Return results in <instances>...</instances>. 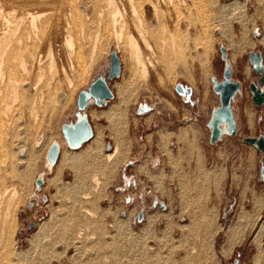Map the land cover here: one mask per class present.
I'll return each mask as SVG.
<instances>
[{"label":"rangeland","instance_id":"obj_1","mask_svg":"<svg viewBox=\"0 0 264 264\" xmlns=\"http://www.w3.org/2000/svg\"><path fill=\"white\" fill-rule=\"evenodd\" d=\"M151 1L156 3L157 15ZM75 4L74 12L79 9L81 12L86 3ZM141 9H145L143 24L150 27L147 32L154 48L153 54L144 53L147 76L138 74L128 59L127 34L115 45L112 37L106 39L108 35L97 33L91 22L84 21L88 22L85 24H89L90 31L81 20L61 17L50 30V52L48 47L42 50L46 60L43 57L44 61L40 62L37 69L40 74L36 76V70L31 81L21 80V87L25 85L24 95L7 117L3 116L4 121L8 120L7 131L11 130L9 134L4 133L5 142L16 132L8 145L17 153L18 162L15 160L20 174L18 181L11 182L18 193L13 241L18 249L27 248L28 239L39 228L47 223L51 226V222L52 226L56 225L54 220L77 207L89 210L97 218L98 224L83 228L89 236H96V240L86 239L75 243L76 246L72 241L68 245L55 243L53 251L60 255L50 264H71L68 257L75 253L78 264H85L87 259L92 260L89 264H231L236 252H239L238 264H248L251 254H264V234L258 250L252 243L259 224L264 222V194L260 196L264 185L257 180L261 155L241 140L246 136L264 135V105L254 106L247 96V83L257 77L251 72L247 52L264 48V0H175L173 7L166 1L162 5L157 0H149L141 4ZM127 11L130 13L128 8ZM128 12V29L139 39L133 26L135 18ZM68 31L73 37V49H68L63 42ZM86 34H90L89 39ZM93 35L96 38L99 35V40ZM93 39L97 40V47H93ZM171 39L175 41L177 55L172 57L169 51V61L165 63L167 53L163 44ZM220 46L225 48L232 79L241 84V91L232 101L236 135L223 134L220 140L209 144L206 122L210 109L218 103L210 78L221 79L224 61L220 59ZM111 51L119 59L120 74L107 79ZM51 60L55 66L52 74L47 71ZM245 65L249 69L247 78L241 75ZM36 77L42 79L38 82ZM97 77L106 80L113 97L100 106L87 104L84 112L93 138L70 150L64 143L60 125L74 120L78 91L86 89ZM176 83L190 87L188 100L174 91ZM29 90L39 92V99ZM5 93L6 89L3 94L6 99ZM23 96L27 101L19 104ZM29 97L40 105L36 106V118L29 115ZM16 109L19 110L16 112ZM34 118L36 123H32ZM9 123L13 128L10 129ZM16 127V131L12 130ZM96 139L100 141L97 146ZM53 140L59 144V151L55 163L47 169L44 158ZM116 143L119 152L109 171L100 172L97 193L92 190L88 172L86 196H63V185L74 186L77 180L72 166L60 169L56 180L54 176L63 159L89 151L88 148L96 149L97 156H101L111 152ZM36 178L41 180L38 188L34 185ZM55 184L61 187H54ZM256 199L260 206L259 218L251 229L243 231L240 242L225 256L228 228L237 222L240 212L252 209ZM204 203L207 205L199 206ZM138 211L142 212L140 221L136 220ZM30 222L33 226L28 228ZM241 228L235 229L231 236H239Z\"/></svg>","mask_w":264,"mask_h":264},{"label":"bare ground","instance_id":"obj_2","mask_svg":"<svg viewBox=\"0 0 264 264\" xmlns=\"http://www.w3.org/2000/svg\"><path fill=\"white\" fill-rule=\"evenodd\" d=\"M144 1L145 2L147 1V3L149 2V0H0V264H50L52 259H54V258L58 259L59 255H60V254L56 255L55 252L53 251V248L55 247L54 246L55 243H59V241H60L61 245L64 242L68 245V243H70L71 241L74 244L75 243L80 244V243H83V241L86 239L88 241L96 240V236H93V235L89 236L86 232L87 230L84 231L83 228L86 225L98 224L99 222L96 221L97 218L89 210H83L82 211L80 209H77V207H72L70 210L67 211L68 213L67 212L65 213V215L63 217H60V218H57L56 220H54L57 222V223L55 222L56 225L52 226V222L50 220L49 223L51 222V226H49V224L46 222L47 224H44L43 228H39L41 230H39V231L37 230V232H35L33 235H31V237L28 239V247L27 248L18 249L16 247V244L14 243L12 237H13V233H14L13 227L15 226V219H16L15 218V213H16L15 211L17 209L16 208L17 207L16 202H18V193H17L16 189L13 187V185L11 184V182L14 179H16V181H18L17 178L20 176V174H19L18 168L16 166V160L18 162V159H16L17 153L13 152V149L11 151V148H10L11 145H10V147L8 145L9 141L11 143V140L14 138L11 136H14L16 132L14 133V135H11L9 137L10 139H9V141H6L7 142V144H6V142L4 140V138H5L4 133L9 134V131H11V130L7 131V129H9V128H7L8 124L6 123V121H8V120L5 119L6 121H4L3 116H6L7 113L11 110V108H13L12 106L15 105L17 102H20L21 95H24L23 91H22L23 86L21 87V85H20V84L23 85V83H20L21 80L23 81L26 79V83H28L27 79L28 78L30 79L33 76L32 74L37 69H40L39 68L40 62L44 61L42 59L44 57L43 54L45 53V50H44V53H42V50L45 47H46V49H47V47H48V49L50 47L48 42H50L49 36H50V33L52 32V30H51V28H53L52 25H54L55 20L59 21V19H61V17H64V18L71 17L72 20H74V21L81 20V22L82 21L83 22L84 21L91 22L90 23L91 25L94 24L96 26L95 30L97 33L100 32V35H101V32H103L104 34L108 35V36H106L107 37L106 39H108L109 36L112 37L114 39L115 45H119L123 36L125 34H127L126 50H127L128 59L132 63H134L136 70H137L136 72L138 74H140L141 76H147V74H148V70L146 67L147 62H145L146 57H145L144 53L145 52H147V53L152 52L154 48L149 41V33L148 32H149L150 27L148 26V28H147L145 26L148 29V30H146V28L144 27L145 24H143V11H145V9L144 10L141 9V4ZM157 1L159 3H161L162 5H164L165 1H166L167 4L169 6H172V7H173V4L175 2V0H157ZM76 2H82V3L84 2L87 4V7L85 8L86 4H84L85 6L83 9H81L82 10L81 12H80V9L77 10L79 12H76V11L74 12V4ZM151 5H152L151 8L153 9L154 14H156L157 9H158L156 6V3L154 4V2L151 1ZM137 6H138V8H137ZM127 8L130 11V13L127 11ZM127 12L132 17L135 18L136 23L135 24L132 23V24H134L133 26L135 29L134 28L133 29L137 33L139 39L134 38L132 36L131 32L129 31L130 29H128V21H127L128 18L127 17H130V16L126 17ZM64 18H63V20H66ZM72 20H70V21L72 22ZM83 22H82V24L88 23V22H84V23ZM73 24L74 23L72 22V26L75 25V24L74 25ZM67 25L68 24H66V27L68 28ZM86 25L87 24L84 25V28ZM88 25L86 26L87 28L89 27ZM66 27L64 30L67 29ZM72 28H74V27H72ZM91 28H92V26H91ZM93 28H94V26H93ZM75 29H76V26H75ZM82 29H83V27H82ZM88 29H90V28H88ZM50 30H51V32H50ZM56 30H57V28H56ZM69 31H71V30H69ZM69 31H68V33H69ZM90 31H91V29H90ZM71 32L69 34H66V32H65L64 34H66V36L64 35L65 38H63L64 39V41H63L64 45L68 49H73V46H74L73 37H72ZM79 32L81 33L82 31L79 30ZM87 32H89V31H87ZM84 33H85V31H84ZM93 34H94V32H93ZM51 35H53V34H51ZM89 35H87L88 39H89ZM94 35H93V37H94ZM81 36H83V35H81ZM91 36H92V33H91ZM104 37H105V35L103 36V39H105ZM94 38H96V37H94ZM96 39L99 40V35ZM90 40H92V39H90ZM94 40L95 39H93L92 42L95 43V46H93V43H92V46L97 47L96 46L97 40H96V42ZM109 40H111V39H109ZM85 42H86V39H85ZM90 43H91V41H90ZM88 46H89V44L87 45V47ZM92 46H90V48H92ZM163 46H165V50H166L164 52L167 53V54H164V61L166 63L169 61V56H168L169 51L172 52V55H171L172 57L177 55V52L175 50V41L173 39H171V40L167 41L165 45L163 44ZM71 51L73 52V50H71ZM49 52H50V49H49ZM153 52H152V54H153ZM47 53H48V50H47ZM70 55H72V54H70ZM148 57H149V55H148ZM48 58H49V56H48ZM44 59H45V57H44ZM53 63H54L53 60H51V62H49V65L47 64L48 69H49L47 71H50L49 72L50 74H52L51 72L53 71V66H54ZM149 67H151V68L153 67L151 63H150ZM37 71L38 72H36V73H38V74L34 73V74H36V76H38L40 74V71L39 70H37ZM42 72L44 73V70ZM43 73H42V75H43ZM53 73H55V71ZM247 74L248 73L246 72V75ZM43 76H45V75H43ZM43 76H41V77H43ZM34 77H35V75L33 76V78ZM36 79H37V77H36ZM40 79H42V78L39 77V80L37 79L38 82L40 81ZM30 81H31V79H30ZM38 82H34V83L35 84L37 83V85H38ZM32 83H33V79H32ZM24 84H25V81H24ZM24 87H25V85H24ZM5 89L7 92V93H5V94H7L6 99L3 96ZM32 89H34V88H32ZM35 89H36V87H35ZM31 90H29V91H31ZM37 91H38V88H37V90H35V92H37ZM33 92L31 91L30 94H32ZM35 92L33 94H36ZM27 94H29V92ZM37 94L35 95L36 98H38ZM33 97H32V100L29 97L30 101H28V102H30V105H31V107H30L31 114H29V113L28 114L32 115L31 117H33V115L35 117L36 106H37L36 105L37 104L36 99L34 100ZM42 98H44V97H42ZM25 100L27 101V99H25V97L23 96L22 100H21L22 103H19V104H23V102ZM37 101H38V104H41V103H39V100H37ZM48 101H50V100H48ZM48 104H49V102L47 103V106H48ZM39 106L40 105H38L37 107L39 108ZM49 107L50 106H48L47 108H49ZM24 108H26V107H24ZM18 110L19 109H16L15 111L17 112ZM38 110H40V109H37V111ZM10 114H11V112H10ZM14 115H16V114H14ZM37 115L38 114H36V117H37ZM42 115H43V113H42ZM9 116H11V115H9ZM35 118H34V121L32 123H34V122L36 123ZM14 121L17 124L16 120H14ZM9 125H11V123H9ZM11 128H13L12 125H11L10 129ZM16 129H17V127L15 129H12V130L16 131ZM11 134H13V131ZM52 142L57 143L56 140H53ZM94 142L96 143V146H97L100 141L98 139H96V141H94ZM58 149H59V144H58ZM88 150L89 151L84 150L85 152L83 151L80 154H76L73 157H71V156L67 157V158L65 157V159H63V163L59 167V170L57 169L58 171L55 173V176H54V177H56V180H58L57 176H59L60 169H62L63 167H66V166H70V167L72 166V168L74 169L73 172H75L74 178L77 179L74 182V186H70L68 183L65 185H63L64 183L62 184L63 189H64L63 190V196L69 197L72 195V197H74V198H76L75 197L76 194L86 196L87 194L85 191L86 190V183H85L86 180L85 179L87 178L86 176H87L88 172H90L89 174L91 176L89 182H91L92 190H93L94 194H96L97 189H99V185H101L100 184L101 183L100 172L103 171L102 174H105L107 171H109V167L111 168L112 162H114L113 160H115V158L117 157V154L119 152V146L116 143L111 152L105 153L101 156H97L96 149H93V148L89 149L88 148ZM44 159H45L44 161H45L46 168L50 169L52 165H50V163L46 159V155H45ZM54 180H53V182H54ZM14 182H15V180L13 181V183ZM51 182H52V180H51ZM52 184H54V183H52ZM59 186L56 185L54 187H59ZM84 199H86V198H84ZM76 204H78V203H76ZM65 210H66V208H65ZM65 210H64V212H65ZM54 212H55V210H54ZM55 214H57V213H55ZM50 219H52V218L50 217ZM110 225L108 227H112ZM263 231H264V223L259 229V234H262ZM44 238H45L46 242H43ZM75 246H76V244H75ZM77 248H79V247L77 246ZM64 250H66V248ZM86 254H87V252H86ZM75 255H76V253L74 255H71L70 257H68V261L71 264H78L79 259H77L75 257ZM94 259H95V257H94ZM81 260L82 259H80V261ZM89 261H92V260L87 259L85 264H89Z\"/></svg>","mask_w":264,"mask_h":264},{"label":"water","instance_id":"obj_3","mask_svg":"<svg viewBox=\"0 0 264 264\" xmlns=\"http://www.w3.org/2000/svg\"><path fill=\"white\" fill-rule=\"evenodd\" d=\"M220 59L224 61V65L221 72V79L215 80L210 78L212 83L211 89L217 96V105L210 109V115L206 122L208 129V141L213 144L220 140L223 134L234 136L236 135V124L232 115L231 101L236 94L241 91V84L238 81H234L231 78L230 65L226 59V52L223 46L219 47ZM247 61L251 67L252 73L257 77L254 81L247 83V89L249 92V100L254 106L264 105V65L262 63V55L258 50H249L247 52ZM120 74L119 59L115 51H111L109 54V69L107 79L118 77ZM174 91L177 94L182 95L185 100L189 99L191 89L188 86H184L181 83L174 85ZM113 97V93L107 85L106 80L103 77H97L92 80L88 87L84 90H80L77 93L74 111V120L69 123H62L60 125V131L65 145L68 149L74 150L81 146L82 143L88 141L92 137V127L88 121L87 115L84 112L88 103H93L96 106H100L106 103L107 100ZM146 109L148 106L142 105ZM242 142L247 143L254 147L261 156L264 157V135L258 134L257 136L243 137ZM106 148L108 146L106 145ZM58 144L52 142L46 151V159L53 165L58 155ZM258 173L257 180L262 181L264 185V161L260 159L258 161ZM41 183L40 178H36L34 185L36 188ZM163 206L162 202H158ZM264 212V208L262 209ZM142 218V212L138 211L136 214V220L140 221ZM33 226V222H30L28 228ZM238 255L235 253V257L232 259L231 264H238Z\"/></svg>","mask_w":264,"mask_h":264},{"label":"crops","instance_id":"obj_4","mask_svg":"<svg viewBox=\"0 0 264 264\" xmlns=\"http://www.w3.org/2000/svg\"><path fill=\"white\" fill-rule=\"evenodd\" d=\"M262 38H263V36H262ZM262 40V39H261ZM232 46V45H231ZM258 51H260V53H261V55H262V63H263V65H264V48L263 49H261V50H258ZM251 68V67H250ZM230 70H231V68H230ZM248 71H249V69H248V66H243V68H242V70H241V75L243 76V78H247V75H246V72L248 73ZM252 72V71H251ZM231 78H232V75H231ZM233 80V79H232ZM250 80H252V79H250ZM234 81H236V80H234ZM247 96H248V98H249V94L247 93ZM235 98V97H234ZM234 100V99H233ZM232 100V101H233ZM232 101H231V109H232V115H233V118H234V121H235V112H234V109H233V106H232ZM244 110H245V108H244ZM242 111H243V108H242ZM235 124H236V121H235ZM208 130V129H207ZM198 133H200V132H198ZM257 136V135H256ZM208 143H209V141H208ZM209 144H211V143H209ZM260 159H262V157L261 156H259V158H258V161L260 160ZM264 194V190H260V196L261 195H263ZM259 195V194H258ZM219 202V201H218ZM217 202V203H218ZM201 205H207L206 203H204V204H199V206H201ZM210 205V204H209ZM219 206H222V203L220 204V202H219V204H218ZM259 202H258V200L256 199V201L254 202V204H253V207H252V209L250 210V211H242V212H240L239 213V215H238V219H237V222L233 225V226H231V227H229L228 228V230H227V234H226V247H225V256H227L230 252H231V250H232V247H233V245H235V244H237L238 242H240V240L242 239V237H243V231L247 228V229H251L253 226H254V224L256 223V221H257V219L259 218ZM199 209V208H198ZM219 209H221V207L219 208ZM263 223L264 222H261L260 224H259V226H258V228H257V230H256V232H255V234H254V236H253V238H252V243L256 246V248L257 247H259L260 246V243H261V239H262V236H263V234H264V231L262 232V234H259V229H260V227L263 225ZM239 226H241L242 228L240 229V231H239V233H238V235L239 236H237V237H235V238H233L231 235H233V233H234V230L236 229L237 230V228L239 227ZM212 229H214V226H213V228ZM213 234V233H212ZM214 235H216V234H214ZM208 237V236H207ZM210 238H212V236H210ZM208 239H209V237L207 238V239H205L206 240V243L208 244L209 243V241H208ZM256 250H258V248L256 249ZM239 253V252H238ZM264 254L263 253H260V254H258V253H253V254H251V256L249 257V261H248V264H264V256H263ZM238 257H239V255H238ZM259 261L261 262V263H259ZM238 262L240 263V260L238 259Z\"/></svg>","mask_w":264,"mask_h":264}]
</instances>
